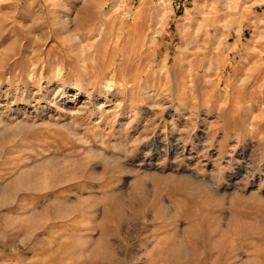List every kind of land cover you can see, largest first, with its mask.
Wrapping results in <instances>:
<instances>
[{"label": "rangeland", "instance_id": "rangeland-1", "mask_svg": "<svg viewBox=\"0 0 264 264\" xmlns=\"http://www.w3.org/2000/svg\"><path fill=\"white\" fill-rule=\"evenodd\" d=\"M13 1L0 264H264V0Z\"/></svg>", "mask_w": 264, "mask_h": 264}, {"label": "bare ground", "instance_id": "bare-ground-1", "mask_svg": "<svg viewBox=\"0 0 264 264\" xmlns=\"http://www.w3.org/2000/svg\"><path fill=\"white\" fill-rule=\"evenodd\" d=\"M8 6H9V4H8ZM10 6H11V8H14L15 10H17L18 11V9H19V3L17 2V0H14L13 1V3H11L10 4ZM26 7H27V4H26ZM28 8V7H27ZM27 8H26V10H27ZM12 10V9H11ZM25 10V9H24ZM24 13H25V11H23ZM19 17V16H18ZM77 171V170H76ZM70 178V177H69ZM145 191H147V190H145ZM142 193H144V192H142ZM141 196V195H140ZM150 196V194H148V193H145V195L142 197V198H144V199H147V201H148V198L147 197H149ZM146 201V200H145ZM141 202H143V200L141 201ZM146 203H149V202H146ZM145 202H144V204H146ZM147 205V204H146ZM76 211V210H75ZM155 212V217H156V219H159V218H166V216H167V212H166V207H164V206H161V205H159V203L157 204V202H156V205L154 206V211H153V213ZM172 236V235H171ZM169 237V238H167L166 240H165V242H164V244H169V245H174V237ZM175 236V235H174ZM178 242V241H177ZM175 247H176V252L175 253H177V252H181V251H184V249L181 247V246H178V245H174ZM188 248V247H187ZM172 250V249H171ZM174 251V250H173ZM188 252V251H187ZM225 253V252H224ZM178 255H180V253L178 254ZM186 255H188V253L186 254ZM215 255V254H214ZM183 256V255H182ZM207 257V255H204V257ZM105 257H107V255H105ZM171 257H174V256H171ZM203 257V258H204ZM205 257V258H206ZM188 258V257H187ZM202 258V259H203ZM171 260V259H170ZM208 260V259H207ZM189 264V263H188ZM204 264V263H203Z\"/></svg>", "mask_w": 264, "mask_h": 264}]
</instances>
